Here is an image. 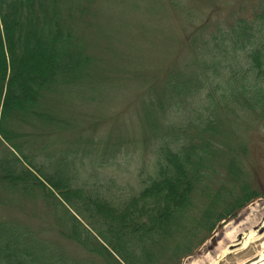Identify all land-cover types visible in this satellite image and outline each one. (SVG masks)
Returning a JSON list of instances; mask_svg holds the SVG:
<instances>
[{
	"label": "trees",
	"instance_id": "16d2710c",
	"mask_svg": "<svg viewBox=\"0 0 264 264\" xmlns=\"http://www.w3.org/2000/svg\"><path fill=\"white\" fill-rule=\"evenodd\" d=\"M98 1L0 0V264H178L263 195L240 129L264 125V0L206 41L196 29L187 60L140 79L137 144L154 157L118 202L84 178L97 118L69 111L124 73L89 42Z\"/></svg>",
	"mask_w": 264,
	"mask_h": 264
},
{
	"label": "rangeland",
	"instance_id": "374dc122",
	"mask_svg": "<svg viewBox=\"0 0 264 264\" xmlns=\"http://www.w3.org/2000/svg\"><path fill=\"white\" fill-rule=\"evenodd\" d=\"M243 4L249 6L250 0L246 4L244 0L98 1L96 9L99 13L86 31L89 42L100 61L106 64V61L114 60L117 66H121L118 70L124 73L116 76L121 77V81L108 91L105 90L104 96L98 101L76 100L77 104L69 108V111L74 118H82L83 123L87 119L97 118L99 126L85 134L86 140H92L93 144L90 146L91 154L85 160L84 178L92 179V172L99 176L97 180L101 181L100 186H104L103 195L110 201L127 200L139 193L142 179L146 177L154 157L152 147L145 150L143 144H137L142 142L143 137L140 106L145 96V88L140 79L149 81L163 74L171 63L179 65L181 60H187L191 54L190 37L194 31L204 28L199 31V34L202 33L200 41L208 40L210 35L217 34L218 27H226L236 17L242 16ZM242 122L240 137L242 146L247 149L244 169L253 191L262 192L263 195L237 211V215L224 218L211 236L178 264L193 262L192 257L201 250V253L208 255L203 256L200 264H213L230 246V238L225 236L227 233L233 235L232 244L235 241L242 244L252 232L256 236L262 232L264 125L260 122L252 128L245 120ZM108 139L111 141L107 144ZM123 140L136 144H126L120 153L113 156V151ZM253 204L255 209L251 213L249 209H252L250 207ZM1 215L8 216L0 210ZM242 215L250 223L258 224L246 227L239 234L234 233V229L241 224L239 219ZM261 243V240H255L245 250L229 255L218 264H240L255 259L262 251Z\"/></svg>",
	"mask_w": 264,
	"mask_h": 264
},
{
	"label": "bare ground",
	"instance_id": "6f19581e",
	"mask_svg": "<svg viewBox=\"0 0 264 264\" xmlns=\"http://www.w3.org/2000/svg\"><path fill=\"white\" fill-rule=\"evenodd\" d=\"M252 209H249V211L252 213L254 208V204L250 207ZM246 219V220H245ZM244 220V221H243ZM258 221V220H257ZM239 222H241V224L239 223V225L236 227V229H234V233L238 232L241 233V231L243 229H245L246 227H250V226H254L256 224H258L257 222H255L254 224L250 223L249 221H247V218L245 217V215H242L241 218L239 219ZM236 234V236L238 235ZM226 237L228 236L230 238V246L228 247L227 251H224L223 253H221L216 261L213 264H218L221 260H224L225 258H227L229 255L231 254H236L239 253L240 251L245 250L248 245L255 241V240H261V247H262V251L259 253V255H257L255 257V259H251L248 260L244 263H240V264H264V221L262 223V232L260 235L256 236L253 232L251 234H249L244 241L242 242V244L239 243V241H235L234 244H232V239H233V235L232 233L229 234L227 233L225 235ZM202 251V250H201ZM201 251H199L196 255H194L192 257L193 262H189L186 261L185 264H200L201 259L203 258L204 255H208V253H201Z\"/></svg>",
	"mask_w": 264,
	"mask_h": 264
},
{
	"label": "flooded vegetation",
	"instance_id": "af4514ba",
	"mask_svg": "<svg viewBox=\"0 0 264 264\" xmlns=\"http://www.w3.org/2000/svg\"><path fill=\"white\" fill-rule=\"evenodd\" d=\"M254 259V258H253Z\"/></svg>",
	"mask_w": 264,
	"mask_h": 264
}]
</instances>
